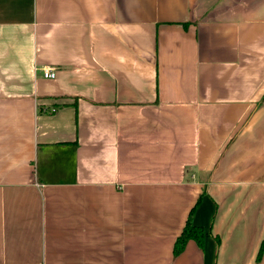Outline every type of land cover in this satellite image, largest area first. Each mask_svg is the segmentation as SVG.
<instances>
[{"label": "crops", "instance_id": "0c3cea01", "mask_svg": "<svg viewBox=\"0 0 264 264\" xmlns=\"http://www.w3.org/2000/svg\"><path fill=\"white\" fill-rule=\"evenodd\" d=\"M0 264H264V0H0Z\"/></svg>", "mask_w": 264, "mask_h": 264}, {"label": "trees", "instance_id": "16d2710c", "mask_svg": "<svg viewBox=\"0 0 264 264\" xmlns=\"http://www.w3.org/2000/svg\"><path fill=\"white\" fill-rule=\"evenodd\" d=\"M205 230L200 226L194 225L188 220L181 235L177 238L174 245V255L180 254L186 247L188 241L195 240L202 247L204 245Z\"/></svg>", "mask_w": 264, "mask_h": 264}, {"label": "built area", "instance_id": "2783aa9c", "mask_svg": "<svg viewBox=\"0 0 264 264\" xmlns=\"http://www.w3.org/2000/svg\"><path fill=\"white\" fill-rule=\"evenodd\" d=\"M44 75H45V77H55L56 76V71L55 70H53V69H45L44 70Z\"/></svg>", "mask_w": 264, "mask_h": 264}]
</instances>
